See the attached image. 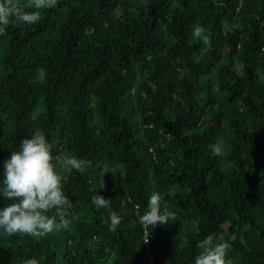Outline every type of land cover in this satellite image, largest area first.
Returning <instances> with one entry per match:
<instances>
[{"label": "trees", "instance_id": "trees-1", "mask_svg": "<svg viewBox=\"0 0 264 264\" xmlns=\"http://www.w3.org/2000/svg\"><path fill=\"white\" fill-rule=\"evenodd\" d=\"M39 11L0 36V179L38 130L55 156L90 164L58 165L68 228L0 235V264H193L209 235L233 264H264V0H58ZM153 192L175 219L146 225V240Z\"/></svg>", "mask_w": 264, "mask_h": 264}, {"label": "clouds", "instance_id": "clouds-1", "mask_svg": "<svg viewBox=\"0 0 264 264\" xmlns=\"http://www.w3.org/2000/svg\"><path fill=\"white\" fill-rule=\"evenodd\" d=\"M57 2L28 0L27 5H24L20 0H0V36L6 34L13 20L26 25L38 23L41 19L39 10L55 7ZM192 35L205 44L209 41L202 25H195ZM210 148L215 154H221L220 146L210 145ZM89 164V161L76 156H55L53 145L43 131L38 130L30 137L23 138L3 164L0 198L7 202L0 206V235L21 233L44 237L67 229V210L71 208L72 200L64 192V177L58 165L68 171H79ZM92 203L99 209L107 207L109 199L96 193ZM147 207L148 211L140 217L144 225H167L170 219H175V212L169 209L159 192L152 193ZM53 209L58 210L57 215H48ZM121 221L122 216L112 212L109 230L115 232ZM197 247L202 251L194 258L193 264H233L232 258L228 256L227 242L217 243L209 235L199 241ZM24 264H39V261L33 256L26 259Z\"/></svg>", "mask_w": 264, "mask_h": 264}, {"label": "built area", "instance_id": "built-area-1", "mask_svg": "<svg viewBox=\"0 0 264 264\" xmlns=\"http://www.w3.org/2000/svg\"><path fill=\"white\" fill-rule=\"evenodd\" d=\"M144 228H145V238L146 240H149V237H152V236L149 235V233L147 232L146 225H144Z\"/></svg>", "mask_w": 264, "mask_h": 264}, {"label": "rangeland", "instance_id": "rangeland-1", "mask_svg": "<svg viewBox=\"0 0 264 264\" xmlns=\"http://www.w3.org/2000/svg\"><path fill=\"white\" fill-rule=\"evenodd\" d=\"M206 72H207V68L203 67L202 70H201V73L205 74Z\"/></svg>", "mask_w": 264, "mask_h": 264}]
</instances>
